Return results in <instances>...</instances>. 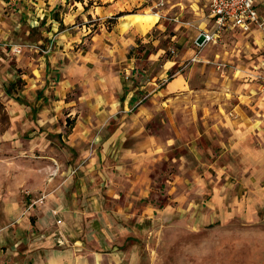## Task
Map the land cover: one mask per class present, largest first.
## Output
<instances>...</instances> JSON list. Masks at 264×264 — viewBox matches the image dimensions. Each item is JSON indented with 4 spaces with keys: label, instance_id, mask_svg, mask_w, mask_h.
I'll return each mask as SVG.
<instances>
[{
    "label": "crops",
    "instance_id": "0c3cea01",
    "mask_svg": "<svg viewBox=\"0 0 264 264\" xmlns=\"http://www.w3.org/2000/svg\"><path fill=\"white\" fill-rule=\"evenodd\" d=\"M120 2L0 0V39L14 41L12 36L23 28L28 33L39 31V42L52 46L47 53L29 48L14 57L33 50L48 56L44 75L57 83L55 93L62 99L55 104L62 111L38 120L69 143V150L59 152L51 167L60 172L52 196L44 186H28L23 199L0 200V245L9 244L1 252L14 258L11 263L159 264L152 253L157 254L161 235L173 229L159 223L179 217L188 221L192 216L251 218L254 209L264 204V87L258 77L264 31L226 28L216 43L200 47L196 40L215 30L212 22L194 31L191 47L185 34L190 29H185L172 37H178L177 55L164 58L160 71L146 83L136 84L131 80L137 78L138 63L130 48L157 46L160 38L152 28L143 32L132 23L124 28V17L133 13L124 12ZM113 17L119 20L106 22ZM227 31L244 37L240 44L247 59L239 62L251 64L247 77L241 74L243 67L227 70L235 52L241 55L239 45L234 51L218 47ZM94 39L108 40V51L89 69L92 53L74 52L71 47ZM216 45L209 57L207 48ZM162 51H149V59L161 58ZM180 58L190 59L191 66L172 74L175 65L183 63ZM219 62L226 66L219 67ZM8 65L0 63V68ZM80 79L85 94L65 99V92ZM226 83H232L234 97L227 117L221 99V84ZM6 90L12 93L10 85ZM197 93L200 97L193 99ZM11 97L34 106L19 94ZM68 120L67 131L63 128ZM41 196L44 203L32 205ZM24 241L29 243L18 248Z\"/></svg>",
    "mask_w": 264,
    "mask_h": 264
},
{
    "label": "rangeland",
    "instance_id": "374dc122",
    "mask_svg": "<svg viewBox=\"0 0 264 264\" xmlns=\"http://www.w3.org/2000/svg\"><path fill=\"white\" fill-rule=\"evenodd\" d=\"M93 1L101 2V0ZM120 1L124 12H155L159 14V23L151 27L154 36L160 38L157 42L158 45L140 44L129 50V54L137 58V78L131 80L132 83L136 84L146 83L148 79H151L152 74L160 71L164 58H173L177 55L178 45L176 41L181 31L190 29L185 34L190 40L189 45L193 47L195 45L193 41L194 31H197L199 26H211L214 22V19L209 16L210 0ZM119 14H116V16ZM117 20L119 19L113 17L108 18L106 22H116ZM94 22H101V20L96 19ZM107 25L111 26V24ZM183 25L184 27H182ZM40 34L39 31L28 33L26 29L21 28L16 31L12 38L15 42L34 43L45 48L42 45L45 41L42 44L39 42ZM174 35L177 36L172 39ZM222 37L224 40L218 46L220 49L234 51L239 45L237 52L241 53L237 57L235 52L236 57H233L234 59L230 61L227 70L230 72L243 67L241 74L244 73L242 76L247 77L249 73L247 67L248 65L251 67V64L245 65L243 62L242 65L239 62L247 59L242 51L244 46L240 44L244 37L237 31H227ZM106 43H108V40L98 42L96 39L80 42L74 44L71 51L91 52L90 59H88V67L91 69L95 62L103 60L104 52L108 51ZM218 47L216 45L207 48L209 57L213 56L214 49ZM144 49H146V52H144ZM157 49L164 50L162 51L163 56L151 61L149 51H156ZM229 56L231 57L230 54ZM47 57L41 51L36 52L33 50L23 56L10 58L8 60L9 65L5 70L0 68V200L12 196L23 199L24 195L30 190L28 186H44L52 196L53 183L59 177L60 172L56 174L57 171L51 167L54 160H58L59 152L69 150L67 138H59L53 128H46V125H42L38 120L39 117L41 119L43 114L52 113L55 115V113L62 111V108L57 107L55 104L56 100L62 99L61 95L58 96L55 93L57 83L53 78H47L44 75L46 69L45 58ZM248 58L251 59V57ZM180 59L183 63L179 66L176 64L172 69V74L175 73L176 69L182 71V67L191 66L190 59ZM119 65L121 66V63H116V66ZM168 65H170V62ZM207 66L211 68L212 64L208 63ZM117 69L122 70V67H117ZM143 70L146 71L144 75H141ZM50 74H53V72H50ZM170 76L171 73L167 78ZM128 78L129 75L126 79ZM129 81L128 79L127 82L130 83ZM239 81L244 82L243 79ZM82 82L84 80L80 79L72 90L65 92V99H79L81 95L85 94V90L81 86ZM163 82L165 81L163 80ZM157 83L162 84V81H157ZM231 84H221L223 89L221 99L225 104L222 114L226 117L231 115V104L233 103H230V101H234L230 90ZM9 85L12 93L6 90ZM50 85L51 87H49ZM14 94H19L34 106L17 102L11 97ZM199 97L198 93L192 96L193 99ZM202 97L205 96L202 95ZM61 104L58 103V106ZM178 109L183 108L179 107ZM58 119V123L63 126L62 118L58 117ZM178 120L182 121L183 118L181 117ZM53 122H56L57 127L60 126L56 120L51 121V123ZM69 127H71L70 120L63 129L68 131ZM224 136L221 135L220 137L224 138ZM63 176H65L64 172H62ZM221 177L224 181L223 173ZM231 179L234 180V177ZM208 194L209 190L206 191L205 195L208 196ZM195 217L192 216L188 221L179 217L170 222L158 224L160 227L173 228L170 229L171 232L168 231L161 235L158 252L157 254L152 253V257L157 255L159 264H264V204L254 209L251 218L239 216L232 219L222 217V219L206 218L196 220ZM58 218L56 217V219ZM28 243V241H24L18 248L25 247ZM156 244H158L157 241ZM6 245L9 246V244L4 246ZM4 246L0 245V264H28L27 260L22 263H11V259L14 258L9 257L5 251L4 253L1 252V248ZM143 257H146V252Z\"/></svg>",
    "mask_w": 264,
    "mask_h": 264
},
{
    "label": "built area",
    "instance_id": "2783aa9c",
    "mask_svg": "<svg viewBox=\"0 0 264 264\" xmlns=\"http://www.w3.org/2000/svg\"><path fill=\"white\" fill-rule=\"evenodd\" d=\"M210 15L214 19L215 30L210 33H201L196 40L200 47L209 42L216 43L221 32L226 28L236 27L242 32H251L256 28L264 31V0H210ZM29 48H38L47 53L52 49V46L48 45L41 48L32 43L0 39V63H7L10 58L21 55ZM217 65L219 67L226 66L222 62L217 63ZM258 71L259 81L264 87V60L261 62ZM44 200L45 196H41L33 201L32 205L43 204ZM57 222L61 223L62 219L59 217Z\"/></svg>",
    "mask_w": 264,
    "mask_h": 264
},
{
    "label": "bare ground",
    "instance_id": "6f19581e",
    "mask_svg": "<svg viewBox=\"0 0 264 264\" xmlns=\"http://www.w3.org/2000/svg\"><path fill=\"white\" fill-rule=\"evenodd\" d=\"M159 20V14L158 13H150V12H145V13H133L130 15H126L124 17V22L122 26L125 28L128 24H137L139 28L145 32L151 26H153L157 21Z\"/></svg>",
    "mask_w": 264,
    "mask_h": 264
},
{
    "label": "trees",
    "instance_id": "16d2710c",
    "mask_svg": "<svg viewBox=\"0 0 264 264\" xmlns=\"http://www.w3.org/2000/svg\"><path fill=\"white\" fill-rule=\"evenodd\" d=\"M120 15V14H119Z\"/></svg>",
    "mask_w": 264,
    "mask_h": 264
}]
</instances>
